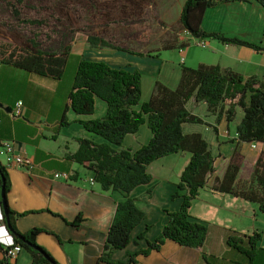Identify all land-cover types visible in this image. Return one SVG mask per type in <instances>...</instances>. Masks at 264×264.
I'll return each instance as SVG.
<instances>
[{"label": "trees", "instance_id": "1", "mask_svg": "<svg viewBox=\"0 0 264 264\" xmlns=\"http://www.w3.org/2000/svg\"><path fill=\"white\" fill-rule=\"evenodd\" d=\"M173 0H110L101 6V24L81 29L88 47L110 48L138 55H152V51H140L133 44H142V39L150 41L164 29L161 14L166 3ZM237 0H187L181 14V28L200 40L216 39L224 44L241 45L264 52V48L237 37H227L220 32H208L202 26L208 8L225 2ZM248 1V0H243ZM264 8V0H256ZM8 10V15L0 14V62L35 73L57 81L65 77L72 54V45L67 44L69 32L63 34L56 50L43 48L39 41L42 33L27 36L26 27L40 26L44 22L23 15L25 0H0ZM115 12V13H114ZM61 14V13H60ZM54 18V13L52 14ZM60 25H64L55 17ZM67 25V24H66ZM54 33V32H52ZM184 44H181L183 46ZM173 46L164 45L162 49ZM161 50V48H160ZM159 51V50H158ZM78 64L72 78L70 90L65 100L61 125L69 124L66 113L73 110L77 115L94 113L96 98L107 104L103 117L90 120H77L83 127L104 139L98 143L90 138L80 137L78 149L68 153L66 158L84 165L91 177L106 191H118L123 200L118 201L112 223L109 227L100 261H108L115 249L125 248L131 240L133 229L142 222L145 212L137 205L131 193L140 186L151 182L149 165L159 158L174 153H189L190 157L179 176L172 199L181 198L179 209L165 210L168 217L161 233L148 246L128 255L126 261L112 264H135L139 255H148L159 250L170 239L181 246L201 248L207 235L208 226L191 214V207L201 189L208 187L214 191L228 193L249 202L259 204L264 213V151L256 162L249 164L240 144L256 143L264 145V80L256 75L248 77L224 68L219 64L200 63L196 67L183 64L178 85L171 88L156 81L150 97L142 101L143 80L138 70L113 68L103 61H89L77 56ZM190 100L203 102L209 114L220 122L225 119L233 122L242 109L243 116L236 126L238 144L222 165L224 158L214 155L209 142L200 132L188 133L185 124H206L204 118L192 113L188 108ZM146 124L151 138L145 145L133 151L118 149L129 134H135ZM251 174L242 177L244 168ZM4 189V200L10 223L14 229L7 228V220L0 197L1 224L5 225L14 243L20 244L32 255L30 264H60L44 247L37 243L36 237L46 231L32 228L20 232L16 227L18 213L8 205L10 191L9 173L0 160V187ZM152 189H148L151 193ZM80 218L71 222L79 225ZM262 232H253L243 237L229 235L227 244L253 260L261 247L258 242ZM144 238L139 234L138 239ZM32 246H29L27 243ZM248 245V248L244 244ZM3 248V246H1ZM204 258H206L204 256ZM0 264H8L6 255Z\"/></svg>", "mask_w": 264, "mask_h": 264}, {"label": "crops", "instance_id": "2", "mask_svg": "<svg viewBox=\"0 0 264 264\" xmlns=\"http://www.w3.org/2000/svg\"><path fill=\"white\" fill-rule=\"evenodd\" d=\"M186 1L173 0L172 3H166L161 14L164 30L174 34L171 42L166 44L173 46L170 49L161 48L152 55L141 56L110 48L88 47L82 37L73 43L72 54L89 61L106 62L113 68L138 70L143 80L142 97H146L143 101L150 97L156 81L175 88L180 80L183 64L191 67L200 63L219 64L245 77L256 75L264 80V52L246 46L224 44L216 39L206 40L207 54L197 52V49H200L197 45L198 38L181 28V14ZM255 3L259 2H225L208 8L202 26L208 32H221L229 37H237V29L227 30L223 27L225 16L228 13L237 14L239 9L245 11L249 6H257ZM181 44L184 45L180 47ZM77 64L78 59L69 62L67 69L69 65L72 66V77L57 81L0 62V142L14 140L17 152L33 163L30 171L15 166L7 168L10 181L8 205L15 212L25 213L16 218V227L20 232H27L32 228L46 230L37 235V243L50 252L60 264H112L111 262L126 261L130 253L146 248L147 240L156 238L167 223L165 210L179 209L182 199H172V194L190 154L174 153L149 165L148 171L153 163L170 168L176 164L175 159L180 155L183 157L174 176H163L162 173L159 174L160 171H156L157 178L151 174L150 183L140 185L132 191L131 195L136 198L139 208L145 212V217L133 229L130 243L125 248L113 250L108 256L109 262L100 261L117 202L123 200V195L118 191L104 190L95 180L91 183L92 177L87 168L66 158L68 153L78 149L77 139L80 137L90 138L98 143L104 141L102 137L87 131L77 121L101 118L105 115L107 104L98 97L94 113L77 115L73 110H68L66 116L70 123L61 125L65 100ZM147 79L151 89L145 93L144 81ZM19 100L24 104L23 116L13 117L11 112L17 108ZM188 108L192 113L204 118L206 124L199 125L206 128L204 130L199 126L185 124V132L202 133L210 147L216 146L214 151L211 147L214 155L224 158L222 165L225 168L238 144L236 126L243 116L242 109L238 108L236 119L228 123L225 119L217 122L216 117L208 113L203 102L190 100ZM198 109H202V113ZM141 129L140 127L135 134H129L125 142L116 148L135 151L148 143L151 133L144 132V137L141 138ZM210 129L213 130L211 136ZM206 134L212 141H209ZM240 148L249 164H254L260 152L264 151L262 144L252 147L251 144L243 143ZM63 172L69 173L70 178L65 180L54 177L55 173ZM250 174L249 167L242 171L244 179ZM159 177H163L164 182ZM149 188L152 189L151 193H148ZM210 190L221 195L226 204H210L208 198L203 200L202 194H210ZM170 199L175 200L173 204ZM197 199L205 201V204H200V210L191 214L208 226V235L203 247L181 246L168 239L159 250L148 255H139L135 264H264V231L256 225L264 217L259 204L208 187L201 189ZM78 217L79 225H72L71 222ZM243 218H246L249 225L240 228L237 223ZM255 231L263 233L258 242L262 250L255 254L253 260H249L242 252L227 244L229 235L245 238V235H251ZM142 233L144 238L138 239ZM12 243L11 235L5 225L0 223V259L5 256L4 248ZM244 246L248 248L246 243ZM31 261V253L23 248L16 261L8 264H30Z\"/></svg>", "mask_w": 264, "mask_h": 264}, {"label": "rangeland", "instance_id": "3", "mask_svg": "<svg viewBox=\"0 0 264 264\" xmlns=\"http://www.w3.org/2000/svg\"><path fill=\"white\" fill-rule=\"evenodd\" d=\"M13 1V0H12ZM110 0H25L23 8V15L27 18H33V19H39L42 20L44 23L40 26H30L26 27L23 32L27 34V36H31L33 33H42V35L39 37V41L43 42V48L45 49H51L56 50L58 47V43L63 38V34L65 32H69L66 42L67 44L73 45L75 41L80 40L83 37V33L81 31L82 28L86 26H98V24H101V14L104 12L102 11L101 6L104 5L106 2ZM237 1H243V0H237ZM248 0L247 2H249ZM236 2V1H231ZM257 6H249L247 10L243 11L241 9L238 10L237 14L228 13L225 16V21L223 24V27L227 30L237 29V37L241 38L243 40L255 43L261 47L264 48V8L261 7L260 3H255ZM232 10V9H231ZM260 10V11H259ZM54 13V18L52 17V14ZM61 13V14H60ZM115 13V12H114ZM0 14L1 15H8V10L6 9L5 5L0 2ZM60 16V20L63 22L64 25H60L58 20L55 17ZM67 24V25H66ZM162 31L158 32L155 35V39L150 41L149 44H143L144 42H147V38L142 39V44L135 43L133 46H135L136 49H139L140 51H152L157 52L164 46L165 44L171 42V39L174 37V34L169 31H165L164 29L160 28ZM165 31V32H164ZM54 32V33H52ZM221 33V32H220ZM229 37V36H227ZM207 40H214L209 39ZM197 52H200L201 54H207L208 47H202L198 46ZM77 60V56L74 55L69 62H74ZM72 77V66L69 65L66 74L65 79ZM151 89L149 80L147 79L144 81V89L145 93L148 92V89ZM146 97H142L145 99ZM199 112L202 113V109H198ZM207 115H205L206 117ZM199 126V128H202L205 130L204 125L199 124H188V126ZM141 138L144 137V132H147L150 134V130L148 129L147 125L141 126ZM211 133H213V130L210 129V136ZM207 135V134H206ZM209 135H207L209 141L212 139ZM142 140V139H141ZM125 142V140H124ZM123 142V143H124ZM129 141H127L128 143ZM122 143V144H123ZM211 143V142H210ZM215 145V144H214ZM127 146V144H125ZM212 150H215L216 146H211ZM177 156V155H176ZM174 159V158H173ZM171 159V160H173ZM0 160L3 162L4 158L3 156H0ZM183 157L180 155L178 159H175L173 166L169 167H163L160 163H153L150 168L149 172L156 177L155 173L156 171H160L163 176L170 175L174 176L176 169L182 162ZM172 169V170H171ZM171 172V174H170ZM162 182H164L163 177H159ZM164 195V194H163ZM203 200L207 199L210 201V204H226L224 202L225 200L219 195L218 193H213L210 190L209 193H203L202 194ZM171 200V199H170ZM196 199L193 201L191 212L195 213L200 210V204H205V201ZM175 200H171V203L173 204ZM249 217V216H248ZM237 225L242 227H247V221L246 218L241 219ZM256 225L258 227H261V230L264 231V217H262Z\"/></svg>", "mask_w": 264, "mask_h": 264}, {"label": "built area", "instance_id": "4", "mask_svg": "<svg viewBox=\"0 0 264 264\" xmlns=\"http://www.w3.org/2000/svg\"><path fill=\"white\" fill-rule=\"evenodd\" d=\"M198 46L206 47L207 41L198 39ZM182 51V49H180ZM184 59V58H183ZM23 101L19 100L17 102V108L11 112L13 117H22L23 116ZM252 147H255L257 144L252 143ZM0 156H3L4 161L3 164L8 167H20L24 170L30 171L33 167V163L31 160L22 157L16 149V142L14 140H4L0 142ZM55 178H64L65 180L70 178V174L63 173H55ZM94 182V179H91V183ZM5 255L7 257L8 263L15 262L18 258L19 254L22 252L23 247L18 243H12L4 248Z\"/></svg>", "mask_w": 264, "mask_h": 264}, {"label": "water", "instance_id": "5", "mask_svg": "<svg viewBox=\"0 0 264 264\" xmlns=\"http://www.w3.org/2000/svg\"><path fill=\"white\" fill-rule=\"evenodd\" d=\"M0 197L2 198L3 200V203H2V206H3V210H4V214L6 216V220H7V228L8 230L13 233L14 232V229L10 223V217H9V213L7 211V203L6 201L4 200V189H3V186L0 187ZM27 243V242H26ZM29 246H32L30 245L29 243H27Z\"/></svg>", "mask_w": 264, "mask_h": 264}, {"label": "clouds", "instance_id": "6", "mask_svg": "<svg viewBox=\"0 0 264 264\" xmlns=\"http://www.w3.org/2000/svg\"><path fill=\"white\" fill-rule=\"evenodd\" d=\"M0 223H1V218H0Z\"/></svg>", "mask_w": 264, "mask_h": 264}]
</instances>
